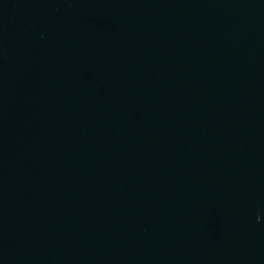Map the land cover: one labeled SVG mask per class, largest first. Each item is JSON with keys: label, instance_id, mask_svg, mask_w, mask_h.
Segmentation results:
<instances>
[{"label": "water", "instance_id": "95a60500", "mask_svg": "<svg viewBox=\"0 0 264 264\" xmlns=\"http://www.w3.org/2000/svg\"><path fill=\"white\" fill-rule=\"evenodd\" d=\"M0 264H264V0H0Z\"/></svg>", "mask_w": 264, "mask_h": 264}]
</instances>
